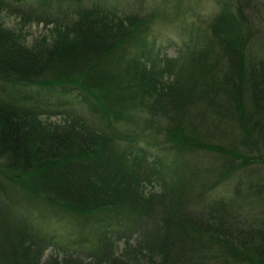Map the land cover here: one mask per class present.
I'll list each match as a JSON object with an SVG mask.
<instances>
[{"label": "trees", "instance_id": "trees-1", "mask_svg": "<svg viewBox=\"0 0 264 264\" xmlns=\"http://www.w3.org/2000/svg\"><path fill=\"white\" fill-rule=\"evenodd\" d=\"M35 2L10 9L17 28L0 24V264H264V182L191 208L264 163V33L244 31L242 15L221 8L210 35H195L163 79L155 61L131 53L145 45L153 15L98 1ZM40 21L38 37L20 34L21 24ZM216 42L225 66L213 63ZM71 93L89 118L46 122L26 97ZM122 124L168 156L138 150ZM193 152L215 162L181 161ZM250 196H260L257 211ZM31 212L71 221L63 239L80 253L42 258L50 236Z\"/></svg>", "mask_w": 264, "mask_h": 264}, {"label": "rangeland", "instance_id": "rangeland-1", "mask_svg": "<svg viewBox=\"0 0 264 264\" xmlns=\"http://www.w3.org/2000/svg\"><path fill=\"white\" fill-rule=\"evenodd\" d=\"M9 7H5L0 11V24L8 27L15 25L17 28L18 16L10 10L11 8L19 10H27L34 6L39 8L35 0H5ZM82 5H88L91 1H98L105 7L113 8L116 10L126 9L128 11L138 12L140 14L149 13L153 15V20L149 24L147 37L145 39L144 46H138L131 49V53L135 58L149 66L155 61L156 69H162V78L172 77L175 68L172 71H168L170 68L168 64L174 62L176 65L187 57L186 49L195 47L197 37L200 35L206 37L210 35V28L214 22L217 12L221 8L226 9L229 12L241 14L243 20H241L243 30L256 33H264V0H81ZM17 22V23H16ZM20 34L32 40L38 37L44 31L42 21L38 23H23L21 24ZM264 35V34H263ZM262 38V37H261ZM214 49L215 58L213 63L218 60L224 63V66L228 62V54L225 52L221 43H215L210 46ZM210 48V49H211ZM258 51L264 54V43H260ZM205 53L199 56L200 60H203ZM220 79V77H218ZM210 80V78H209ZM28 101L34 104L37 110L40 112V118L46 122H62L65 117L72 114H83L87 118L89 115L86 113V105L78 95L73 93L67 95L52 94L47 97L43 96H26ZM184 111V110H183ZM182 111V112H183ZM214 130L218 132L217 126H214ZM211 126V125H210ZM118 130L127 129L129 132L136 133V128L132 125H117ZM149 133V132H148ZM147 133V134H148ZM138 150L144 151L148 156L157 155L164 157L167 155V149L163 148V145L152 146L146 143V140L137 134L135 139ZM168 156V155H167ZM156 157V156H154ZM167 161V159L165 158ZM181 161H194L196 167L201 168L202 165H208L211 162H215L214 159L206 153H191L181 156ZM251 172L246 173L238 177L231 176L227 180H224L221 184L215 186V188L206 191L202 200H193L194 203L191 208L193 209H206L208 204L217 198L228 200L229 197H234V189L243 190L244 184L248 182H258L262 184L264 182V163L252 164L248 166ZM239 182H242L241 188H239ZM255 186V185H253ZM246 187V186H245ZM256 187V186H255ZM240 192L238 196L240 197ZM249 192H257L256 188H251ZM253 203L246 202L247 205H251L250 208L253 211L260 209L259 204L255 202L260 196H250ZM249 208V209H250ZM209 210V209H208ZM35 211V210H33ZM207 211V210H206ZM36 218V221L43 231L49 234L50 239H46L45 249L43 251L42 258H48L52 254L62 256L69 249H74L75 254H79V247L73 248V244L67 243L63 239L64 234L67 233L66 229L72 228L73 223L71 221L65 222V219H59L57 221L47 219L42 221L36 212H31ZM64 233V234H63ZM121 235L122 232L119 231ZM119 235V236H120ZM115 236V234H114ZM122 239L117 241L118 245H122Z\"/></svg>", "mask_w": 264, "mask_h": 264}]
</instances>
